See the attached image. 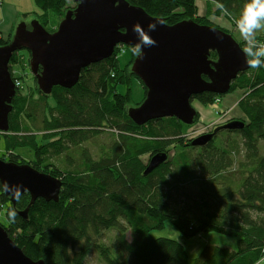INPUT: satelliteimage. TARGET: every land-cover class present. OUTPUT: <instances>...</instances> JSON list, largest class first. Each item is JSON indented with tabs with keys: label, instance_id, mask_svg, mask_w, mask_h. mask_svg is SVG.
Masks as SVG:
<instances>
[{
	"label": "trees",
	"instance_id": "trees-1",
	"mask_svg": "<svg viewBox=\"0 0 264 264\" xmlns=\"http://www.w3.org/2000/svg\"><path fill=\"white\" fill-rule=\"evenodd\" d=\"M34 1L41 11L37 19L49 31L45 13L60 10L64 2ZM128 1L168 24L183 19L209 24L198 13L196 0ZM205 1L217 4L215 12L226 15L234 28L248 2ZM71 8H62L61 19ZM13 32L8 37L0 33V45L9 42ZM257 40L264 42V30ZM137 53L133 51L131 61ZM117 54L115 47L108 58L83 68L73 87L55 85L49 94L38 90L34 100L20 92L12 96L8 129L0 133L11 150L5 160L22 164L13 150L27 146L34 154L32 167L60 178L62 185L57 201L38 197L25 218L18 211L28 205V192L12 204L0 183L9 225L0 223L8 236L28 257L44 264H87L92 250L104 264H257L264 257V67L249 66L231 82L230 89H247L239 104L248 122L241 119L245 125L230 130L241 144L231 139L219 149L210 141L203 147L191 145L182 135L185 124L176 117L134 123L126 112L131 79L119 71ZM210 57L216 59L215 53ZM18 60L12 53L10 74ZM120 85L124 90L119 92ZM215 96L206 91L192 99L207 104ZM47 97L53 98V107ZM107 129L114 132L113 139L98 146L93 156L84 143ZM32 130L46 142L38 144ZM176 143L180 150L169 155L167 148ZM157 152L166 153V161L144 174ZM144 153L149 154L145 160ZM13 211L14 219L9 216ZM167 222L186 239L213 231L235 238V248L208 244L189 262L184 243L151 233ZM108 230L114 236L104 242Z\"/></svg>",
	"mask_w": 264,
	"mask_h": 264
},
{
	"label": "water",
	"instance_id": "water-1",
	"mask_svg": "<svg viewBox=\"0 0 264 264\" xmlns=\"http://www.w3.org/2000/svg\"><path fill=\"white\" fill-rule=\"evenodd\" d=\"M55 30L47 31L36 19L30 29L24 21L15 27L8 43L0 45V132L8 129V114L16 92L10 76L13 52L28 51L30 71L44 94L55 85L72 87L81 69L108 58L118 45L139 49L130 66L145 86V96L127 115L137 125L154 118L176 117L191 124L197 112L191 98L202 92L228 93L238 73L249 69L243 48L226 30L216 25L199 24L193 19L168 24L163 17L148 14L128 0H74ZM214 52L216 59L210 57ZM206 79H205V78ZM241 119H232L222 128L240 129ZM211 133L191 141L204 145ZM167 154L150 157L144 174L166 161ZM0 183L12 204L19 195L30 196L18 213L26 218L30 205L42 197L58 200L60 178L36 170L29 163H13L0 158ZM0 264H44L34 260L12 240L0 223Z\"/></svg>",
	"mask_w": 264,
	"mask_h": 264
},
{
	"label": "rangeland",
	"instance_id": "rangeland-1",
	"mask_svg": "<svg viewBox=\"0 0 264 264\" xmlns=\"http://www.w3.org/2000/svg\"><path fill=\"white\" fill-rule=\"evenodd\" d=\"M2 0H0L1 2ZM64 3H62L60 10L55 11H48L46 17H47V26L49 31H51L53 28L56 27V25L60 22L61 15H62V8H65L69 6L70 8H73V5L75 4L74 0H63ZM196 4L198 7V13L202 14L204 17L203 21L206 23H209L211 25H216L223 29L224 31H228L233 35V37L238 40V42H241V46L245 48V41L241 36V33L239 31V28H234L232 24H230L228 18L226 15H219L215 12L217 9V4L214 2H209L205 0H196ZM41 13V12H40ZM38 13V15L40 14ZM43 13V12H42ZM38 15L36 16L35 13L31 14L30 16H34L31 19L38 20ZM30 19V20H31ZM30 22V21H29ZM28 22V23H29ZM39 22V21H38ZM263 31V30H261ZM12 32V31H11ZM10 32V33H11ZM260 32V31H259ZM251 43V42H250ZM118 51V66L124 75L129 77V80L131 79V102L128 107H131L133 105H137L139 102L142 101L144 98V90L145 86L143 82H140L139 79L130 72V66L132 64V61L130 60L132 57L133 51L135 50L132 46H126V45H118L116 47ZM29 53L26 50H21L17 53L19 56V60L17 63L12 64L11 73L12 75L16 76L17 81V88L18 92L20 94H27L31 96V98L37 99L38 96V87L36 86L35 78L33 77L30 66H29ZM239 74V73H238ZM235 80V79H234ZM230 89V88H229ZM124 86L120 85L118 88V91H123ZM247 89H241V88H235L230 89L228 93L224 94H216L213 102L204 104L197 99L191 100L192 106L194 107L195 111L197 112V115L195 116L194 121L191 124H185V130L183 131L182 135L186 136V138L189 135H195L200 132L208 131L211 127L218 125L219 123H222L224 121H227L229 119H243L245 122H248V117L245 114L244 110H242L239 102L240 99L246 94ZM47 103L49 106L53 107L55 105V102L52 97H47ZM127 107V108H128ZM21 120L23 122L29 123V120H27L25 117H21ZM28 125V124H27ZM30 127V126H29ZM34 131V130H32ZM105 131V132H104ZM103 132H100L99 135L95 136L94 138H91L90 141L84 143L85 147L92 153L93 156H96L98 153L97 147L101 144H104V142L111 141L112 136H114L112 133H114L112 130H104ZM3 133V132H0ZM35 134V141H37L38 144L45 143L46 141H42V134L40 132H37V130L34 131ZM234 139L238 143L241 144V138L238 136L235 132L232 131H219L218 134L214 138V144L220 149L224 148L227 144H230V140ZM187 142V141H183ZM83 145V144H82ZM239 145V144H237ZM181 146L176 143L173 145H170L167 148L168 154L173 155L174 153H177L179 151ZM197 150V149H196ZM264 150V144L262 145L261 152ZM9 151L6 148V143H4V139H0V155H2L1 159L4 161L5 158H8ZM13 153H16L17 155L21 156L19 157V160H24L23 163H29L31 166L33 165V152L31 149L27 146L25 147H15L13 150ZM241 154V152H240ZM148 153H144L142 155V159H147ZM238 154H236V158H238ZM170 157V156H169ZM149 159V158H148ZM22 195V194H21ZM20 196V195H19ZM5 204L3 202H0V222L7 226L9 225L8 220L5 218ZM153 236H164V237H172L177 239L178 241L184 243L186 251L188 253L189 262H192L193 258L196 257L203 246L208 244H218L221 246H228L230 248H235L236 240L235 238H230L226 235H222L218 232H209L201 234H197L195 236H192L189 239L183 238L179 232H177L176 228L170 223L167 222L164 226V228L159 229L158 231H152L151 232ZM114 231L108 230L106 231V237L104 238V242L108 241V237L111 238L114 235ZM17 239V238H16ZM18 240V239H17ZM19 241V240H18ZM27 250H29L28 247H26ZM32 253V251L30 250ZM87 264H104L98 257L96 250H92L86 257ZM264 258V257H263ZM264 264V260L260 263Z\"/></svg>",
	"mask_w": 264,
	"mask_h": 264
},
{
	"label": "clouds",
	"instance_id": "clouds-1",
	"mask_svg": "<svg viewBox=\"0 0 264 264\" xmlns=\"http://www.w3.org/2000/svg\"><path fill=\"white\" fill-rule=\"evenodd\" d=\"M237 25L245 41L246 62L251 68L264 67V42L257 40V33L264 30V0H248ZM9 216L14 219L15 212H10Z\"/></svg>",
	"mask_w": 264,
	"mask_h": 264
},
{
	"label": "crops",
	"instance_id": "crops-1",
	"mask_svg": "<svg viewBox=\"0 0 264 264\" xmlns=\"http://www.w3.org/2000/svg\"><path fill=\"white\" fill-rule=\"evenodd\" d=\"M36 1L34 0H2L0 2V33L8 37L9 33L15 29L20 21L29 24L30 16L40 13ZM41 14V13H40ZM264 258H261L257 264H260Z\"/></svg>",
	"mask_w": 264,
	"mask_h": 264
},
{
	"label": "flooded vegetation",
	"instance_id": "flooded-vegetation-1",
	"mask_svg": "<svg viewBox=\"0 0 264 264\" xmlns=\"http://www.w3.org/2000/svg\"><path fill=\"white\" fill-rule=\"evenodd\" d=\"M71 9H73V8H71ZM27 28L28 29H30L31 27H30V23L29 24H27ZM11 39V38H10ZM8 43V42H7ZM21 50H25V49H21ZM18 52H20V51H18ZM18 52H15V53H18ZM28 52V51H27ZM14 53V52H13ZM29 55V54H28ZM30 56V55H29ZM8 67H9V65H8ZM10 68V67H9ZM82 71V69L80 70V72ZM80 72H79V74H80ZM10 76H11V78H13L12 77V74H10ZM34 77V76H33ZM79 77H80V75H79ZM35 78V81H36V77H34ZM205 78V77H204ZM79 79V78H78ZM206 79V78H205ZM15 78L13 79V81L15 82ZM78 81V80H77ZM75 85V84H74ZM36 86H37V84H36ZM59 86V85H58ZM55 86H53V88H54ZM73 87V86H72ZM15 88H16V92H15V94L19 91L18 90V88H17V86L15 85ZM52 88V89H53ZM65 88V87H64ZM38 90H39V88H38ZM40 91V90H39ZM41 92V91H40ZM42 93V92H41ZM14 94V95H15ZM43 94V93H42ZM45 94V93H44ZM13 95V96H14ZM145 96V95H144ZM191 100H194V99H192L191 98ZM190 100V101H191ZM140 103V102H139ZM138 105V104H137ZM137 105H133V106H137ZM130 107H128L127 109H126V112H127V110L129 109ZM10 113V112H9ZM9 115V114H8ZM195 119V118H194ZM233 119V118H232ZM232 119H229V120H232ZM229 120H227V121H224V122H222V123H219L218 125H215V126H213V127H211L210 129H208V131H204V132H200V133H197V134H195V135H189L187 138L189 139L188 140V142H190V144H191V141L193 140V139H195V138H198V137H200V136H202V135H206V134H208V133H211V136H210V138H209V140L207 141L208 143H209V141L210 142H214L213 140H214V138H215V136L218 134V132L219 131H222V130H225V131H230V130H232L233 128H222L221 126L222 125H224V124H226V123H228L229 122ZM238 120H240V119H238ZM8 121V120H7ZM186 138V139H187ZM207 142L204 144V145H200V144H198L199 146H201V147H203V146H206L207 145ZM187 143V142H186ZM192 145V144H191ZM197 145V146H198ZM167 157H168V155H167ZM148 163V162H147Z\"/></svg>",
	"mask_w": 264,
	"mask_h": 264
},
{
	"label": "built area",
	"instance_id": "built-area-1",
	"mask_svg": "<svg viewBox=\"0 0 264 264\" xmlns=\"http://www.w3.org/2000/svg\"><path fill=\"white\" fill-rule=\"evenodd\" d=\"M14 83H15V85L17 86V81H16V80H15V82H14Z\"/></svg>",
	"mask_w": 264,
	"mask_h": 264
},
{
	"label": "bare ground",
	"instance_id": "bare-ground-1",
	"mask_svg": "<svg viewBox=\"0 0 264 264\" xmlns=\"http://www.w3.org/2000/svg\"><path fill=\"white\" fill-rule=\"evenodd\" d=\"M25 23V22H24ZM27 24V23H26Z\"/></svg>",
	"mask_w": 264,
	"mask_h": 264
}]
</instances>
